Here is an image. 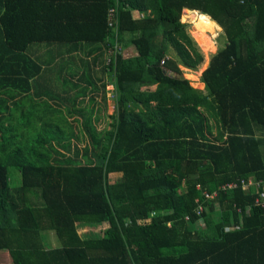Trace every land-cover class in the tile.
I'll list each match as a JSON object with an SVG mask.
<instances>
[{
  "label": "trees",
  "instance_id": "1",
  "mask_svg": "<svg viewBox=\"0 0 264 264\" xmlns=\"http://www.w3.org/2000/svg\"><path fill=\"white\" fill-rule=\"evenodd\" d=\"M183 9L224 36L203 88L183 76L204 59ZM115 34L135 54L108 60ZM237 178L264 179V0H0V249L13 264H264L256 191L219 188Z\"/></svg>",
  "mask_w": 264,
  "mask_h": 264
},
{
  "label": "rangeland",
  "instance_id": "2",
  "mask_svg": "<svg viewBox=\"0 0 264 264\" xmlns=\"http://www.w3.org/2000/svg\"><path fill=\"white\" fill-rule=\"evenodd\" d=\"M186 9H183L181 14V21L186 23V30L192 35V37L196 40L197 44L199 45V48L201 52L204 55L203 62L200 64L199 68L196 70H192L189 68H183V76L191 82V85L196 88H203V83L200 81V73L201 71L207 66V60L209 56L214 53L216 48L220 46L223 43L224 36L221 32L220 27L213 28V29H207V23L210 19L200 15V14H194L193 11L196 10H190L185 12ZM196 17V18H194ZM216 24V23H215ZM124 47H127L128 50H125V55H130L131 46L124 45ZM129 51V52H128ZM108 78V77H107ZM107 83L110 84L109 81ZM108 84V85H109ZM107 87V86H106ZM109 88V87H107ZM109 107L108 111L113 112L112 110V102H108ZM104 125L102 124L101 127ZM11 176H10V185L11 186H17L20 183V175L19 172H17L14 169H10ZM85 225H81L78 229L79 232L84 235H95V233L100 230L95 224L93 223H84ZM46 233V241L52 246L57 245L56 237L52 230L47 229L45 230ZM4 251V252H3ZM0 252V262L1 264H12L10 257L8 255L7 250L1 249Z\"/></svg>",
  "mask_w": 264,
  "mask_h": 264
},
{
  "label": "built area",
  "instance_id": "3",
  "mask_svg": "<svg viewBox=\"0 0 264 264\" xmlns=\"http://www.w3.org/2000/svg\"><path fill=\"white\" fill-rule=\"evenodd\" d=\"M132 14L134 17L142 16V12H138V11H133ZM108 18H109L110 25H115L116 21H115V8L114 7L109 9ZM114 36H115V40L113 41L112 46H109L108 56H107L108 60L111 54L115 56L119 52H122L123 56H127L124 54L126 51L124 50V47L121 46L120 40L118 39V37L116 38L117 35L115 34ZM181 68L183 70V68H186V67H181ZM107 87L111 88L112 86L107 85ZM112 110H113V106H112ZM259 184H264V179L256 180V179H251V178H247V179L237 178L236 180H230L225 183H222L221 185H219V188L225 190L229 188L240 187V189H242L243 191H248V192L250 191V189H252V191H256L252 198V204L262 206L264 205V188L257 191V187L259 186ZM202 194L205 198H213L217 195V191L216 190L212 192L202 191ZM196 201H198V199H196ZM199 209H201L200 206H199ZM246 210H248V208H246Z\"/></svg>",
  "mask_w": 264,
  "mask_h": 264
},
{
  "label": "crops",
  "instance_id": "4",
  "mask_svg": "<svg viewBox=\"0 0 264 264\" xmlns=\"http://www.w3.org/2000/svg\"><path fill=\"white\" fill-rule=\"evenodd\" d=\"M128 46H131V47H132L131 50H129V51H130V55L135 54L134 46H133L132 44H128ZM124 50H128V48H127V47H124ZM129 51H128V52H129ZM127 56H129V55H127ZM201 83H202V82H201ZM92 94H95V95L97 94V95H96V98H97V99H99V98H100V95H101L100 90L97 92V90H94V89H93V93H92V92H89V94H88L89 97L92 96ZM93 97H94V95H93ZM108 110H110V109H108ZM108 110H107V113H108V115H109V114H111L112 112H110V111H108ZM98 121H99V122H98ZM98 121H97V122L99 123V125H100V127H101V125H102L101 123L103 122L102 117H99V118H98ZM110 121H111V120H110ZM0 250H1V249H0ZM5 250H6V249H5ZM3 252H4V251H3ZM7 252H8V251H7ZM0 254H2V253L0 252ZM8 255H9V253H8ZM9 257H10V255H9ZM10 260H11V257H10ZM11 262H12V261H11ZM0 264H1V262H0ZM12 264H13V263H12Z\"/></svg>",
  "mask_w": 264,
  "mask_h": 264
}]
</instances>
